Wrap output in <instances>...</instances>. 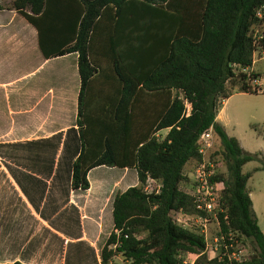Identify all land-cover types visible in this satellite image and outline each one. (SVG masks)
Listing matches in <instances>:
<instances>
[{
	"label": "trees",
	"instance_id": "trees-1",
	"mask_svg": "<svg viewBox=\"0 0 264 264\" xmlns=\"http://www.w3.org/2000/svg\"><path fill=\"white\" fill-rule=\"evenodd\" d=\"M262 5L264 0H12L0 5L35 28L45 59L77 54L82 150L72 163V188L87 189V172L94 166L136 170L138 184L114 196L113 230L101 264L114 257L127 264H179L186 254L198 255L194 264H264V234L246 187L250 173L241 170L252 161L264 169V154L244 150L216 121L234 92L257 93L258 74L247 71L255 51L264 48L263 19L257 16ZM124 22L143 25L145 34L122 28ZM255 32L262 37L256 40ZM107 47L114 54L108 55ZM96 76L112 88L97 94L99 107L86 102ZM95 118L103 120L93 136L106 138L119 155L89 157L84 129ZM209 128L210 158L224 164L211 178L221 184L218 227H211L218 239L214 258L204 252L203 235L174 220L175 212L203 214L181 186L202 160L199 138ZM251 128L263 136L256 125ZM164 129L160 138L157 133ZM147 175L160 182L159 193L143 192ZM240 246L247 255L236 260L231 254Z\"/></svg>",
	"mask_w": 264,
	"mask_h": 264
},
{
	"label": "crops",
	"instance_id": "crops-1",
	"mask_svg": "<svg viewBox=\"0 0 264 264\" xmlns=\"http://www.w3.org/2000/svg\"><path fill=\"white\" fill-rule=\"evenodd\" d=\"M107 26L113 29L114 23ZM121 27L145 34L140 24ZM79 84L76 53L45 59L35 28L16 11L0 10V263L101 264L113 230L114 196L138 184L134 168L98 165L87 172V189L72 188V163L82 150L76 123ZM111 89L96 76L86 102L99 107L97 94ZM220 111L216 121L224 127ZM92 120L84 129L89 157L119 155L111 138L108 148L106 138L93 136L103 119ZM256 163L251 172H243L247 163L241 170L250 173L246 187L259 226L264 169Z\"/></svg>",
	"mask_w": 264,
	"mask_h": 264
},
{
	"label": "built area",
	"instance_id": "built-area-1",
	"mask_svg": "<svg viewBox=\"0 0 264 264\" xmlns=\"http://www.w3.org/2000/svg\"><path fill=\"white\" fill-rule=\"evenodd\" d=\"M257 16L263 19L264 26V5H262L258 11ZM254 37L256 40L262 37V34L255 32ZM187 108V112H188ZM213 148V136L212 129L209 128L204 131L199 138V153L202 155L201 162L194 168L191 173L192 188L189 193L196 204V208L203 212V214L189 215L181 212H175L174 220L182 225L204 236L206 240V252L208 258H214L218 251V239L216 234H212L211 227H218L216 208V197L218 190L221 188V184L218 181H211V178L219 171H223L224 164L221 160H214L210 158V152ZM161 184L158 180L146 176L143 183L142 190L145 194H157L159 193ZM118 234V231H115ZM116 246V243L111 245L112 248ZM237 251H233L232 258L239 260L241 254H243L244 247L240 246L236 248ZM197 254H186L179 264H194Z\"/></svg>",
	"mask_w": 264,
	"mask_h": 264
},
{
	"label": "rangeland",
	"instance_id": "rangeland-1",
	"mask_svg": "<svg viewBox=\"0 0 264 264\" xmlns=\"http://www.w3.org/2000/svg\"><path fill=\"white\" fill-rule=\"evenodd\" d=\"M12 0H0V5L6 6L11 3ZM253 58L255 59L253 66L247 73L258 74L256 83H260L258 86L253 82V86L258 93H239L234 92L231 96L223 101L220 108V121L223 123L227 135L236 138L241 141L244 146L249 148L252 152L261 151L264 147V48H258ZM55 63L58 62H54ZM42 69V68H41ZM255 84V85H254ZM252 125H256L258 129L263 133V136L257 134L255 130L251 128ZM159 137H163L165 134L161 131L158 132ZM257 163L252 161L248 162L243 167V172H251L252 168ZM192 171L187 173V181L181 187L186 191H190L192 188L191 180ZM249 185L250 182H249ZM258 223L261 229L264 231V213H258ZM241 254V257H246V247ZM110 264H127L120 257H114Z\"/></svg>",
	"mask_w": 264,
	"mask_h": 264
}]
</instances>
